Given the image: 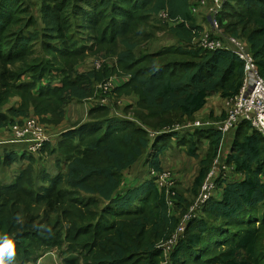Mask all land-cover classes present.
Instances as JSON below:
<instances>
[{"label":"trees","instance_id":"trees-1","mask_svg":"<svg viewBox=\"0 0 264 264\" xmlns=\"http://www.w3.org/2000/svg\"><path fill=\"white\" fill-rule=\"evenodd\" d=\"M193 3L0 0V130L32 114L60 124L71 102L103 98L96 85L117 72L128 78L116 92L136 100L119 112L108 100L89 104L85 121L36 152L27 144L16 153L5 140L0 168L26 161L11 183L0 181V247L11 242V264H37L53 251L49 264H264V137L246 121L225 158L241 178L220 174L219 196L202 205L168 253L160 246L197 197L222 141L215 127L163 130L195 120L212 95L228 101L243 78L234 52L193 42L204 30ZM219 25L246 44L264 79V0H228ZM156 29L170 43L156 45ZM81 32L89 43L78 40ZM89 55L114 57L118 71L80 69ZM225 110L205 118L220 121ZM183 143L198 158L197 172L187 189L167 192L157 180L162 156ZM138 164L147 172L127 180ZM0 260L8 261L7 252Z\"/></svg>","mask_w":264,"mask_h":264},{"label":"built area","instance_id":"built-area-1","mask_svg":"<svg viewBox=\"0 0 264 264\" xmlns=\"http://www.w3.org/2000/svg\"><path fill=\"white\" fill-rule=\"evenodd\" d=\"M227 2L228 0H196L191 7L194 13H198L202 8L205 9L211 26L208 34L203 32L199 37L193 39V42L206 50H230L243 63V78L240 88L227 101L224 118L215 122L212 127L217 128L223 135L226 130L236 127L241 121H246L264 137V79L259 74L254 58L246 44L240 39L225 33L219 25V17ZM97 89L102 94L103 102L107 103L108 98L105 96L109 94L111 84L103 81L97 86ZM205 124L209 123H202L199 119H195L182 125H175L166 129L165 132L182 128H201L200 126ZM9 129L15 141L28 143L27 150L30 152H36L44 142L50 140L43 126L33 116L23 119L21 123L15 122ZM219 154L220 150L200 186L197 197L186 213L182 215L178 226L170 238L160 244L164 253H168L173 248L179 237L184 233L187 222L196 216L202 205L213 195L216 189L215 179L219 176V173L227 170L226 165L218 167ZM153 174L154 171L151 170V175ZM165 176V173H161L157 180L161 181ZM168 204L169 207L172 206V201L169 199Z\"/></svg>","mask_w":264,"mask_h":264},{"label":"rangeland","instance_id":"rangeland-1","mask_svg":"<svg viewBox=\"0 0 264 264\" xmlns=\"http://www.w3.org/2000/svg\"><path fill=\"white\" fill-rule=\"evenodd\" d=\"M193 1L195 2L196 0H193ZM198 13H199L197 15L198 16V22L200 21L201 23H204L205 25H207L203 28L204 29L203 32H204V34H208L209 31L211 30V26H210L209 18L207 17L208 22L205 21V19H204V16L207 15V13H206L205 9H203V8L200 9L198 11ZM156 32H157V35L155 37V40H156L155 44L156 45H159L160 43H162V44L170 43L171 40L167 39V36H164L165 34H163L162 31H159V30L157 31V29H156V30H154V35L156 34ZM78 40L80 42H86V43L90 42V39H89L87 33H83V32H81L78 35ZM81 62H80L81 63L80 69L90 68V69H94V70H97L98 72H100V71L104 70V68H107L109 71H110V69H112L113 71H118L117 65L111 66L112 64L115 63L114 57H106L103 59H97L95 56L89 55L84 60H82ZM106 64H108L110 66V68H108ZM78 70H79V68H78ZM127 78H128V76H126L123 72H121V73L117 72V73L112 74L108 78L107 77L104 78L101 81V82L107 81L111 84V90L109 91V94L106 95L105 97L108 98V101L110 103V107H112L113 110H117L118 112H119L121 107L129 106V105L132 106V103H134L136 101L134 99L127 97V95L116 92V90L122 86V84L124 83V80H126ZM101 82H99L96 85V87ZM96 93H99V92L97 91ZM101 96H102V94H100V97ZM213 100L220 101L218 103V105L221 107L222 101L217 95L210 96L208 99V102H211ZM14 101H15L14 99H9V98L6 99V102H9V105L11 103H13ZM95 102L103 103V98L100 99L99 96H97L95 93L93 94L92 98H90L87 101H83V102L73 101V102H71V104L67 107L66 117L64 118V120H62V122H64L63 125H65L66 127H68V126L71 127L77 121H85L84 120L85 119L84 114L86 112V108H89L90 105L92 103H95ZM92 105H94V104H92ZM224 105H226V102H224ZM225 108L224 109L221 108L220 111L222 112V110H225ZM5 109L0 108V110H5ZM129 111L130 110L126 111L125 108H123V110H122L123 114H125L127 116H132L133 114ZM204 111H207L206 107L204 109L200 110V112H197L198 115H197V113H196V115L199 116ZM221 112L219 114H221ZM69 115H71L73 120L75 117H77L78 120L77 121H70V119H68ZM31 116L36 117L38 119L39 123L43 126L45 133L47 135L48 134L49 135L52 134L54 136L56 135V131L58 129L57 126L59 123L56 124V123H51L49 121H44V120L40 119V117H38L34 114H32ZM27 117H29V116H27ZM27 117H25V118H27ZM25 118H22V120ZM128 118H130V117H128ZM198 119L202 123H206V122L209 123V124H205L203 126H200L201 127L200 129L204 130V132L208 130L207 128L214 126V123L217 122V121L209 120L207 118H204V119L198 118ZM22 120L19 123H21ZM192 128H194V127L185 128V129H192ZM166 129H169V127H166ZM166 129H164L163 131H165ZM205 129H207V130H205ZM235 129H236L235 127L230 128V129L226 130L224 132V134L222 135V143H221L220 154H219L220 160H223V157L227 156V154L230 151L232 140H233L234 133H235ZM182 130H184V129H179V131H182ZM179 136H182V138H184V136L189 137L188 133H183L181 135V132L179 133ZM0 137H2V138H0V155H2L4 153L3 146L5 145L4 144L5 140H9V143H11V144H18L19 145V143H17V141H15V139H13V136L10 135L9 127H6L5 129L0 130ZM205 142L206 141L204 140L201 143V146H200L201 149L198 151L199 155L203 156L205 153V151L202 152V149L205 150V146L207 144V142H206V144H205ZM1 143H3V144H1ZM173 144H175V143L173 142ZM8 148H11V147L9 146ZM183 148H186L185 143H183V145H180V148L173 147L172 150H170V149L167 150L164 153V155L162 156V159H163L162 164H163V168H164L162 173H165L166 176L163 178V180L159 181L158 183H161L160 186L165 185L166 187H168L166 189L167 191H169L170 188H173V189L177 188L179 190L181 188L187 189L191 184L193 176L197 172L198 158L192 157V156L189 157L185 153V150ZM215 158H213V160L211 162V167L213 165V161ZM219 159H218V166H219ZM25 163H26V161H23V162H21L20 165L18 163H16V164H11L10 167L0 168V181L3 183H6V184L11 183L13 181V179L16 177L19 170L23 167V165H25ZM146 172H147V169L146 168L143 169V166L141 164H138L133 169L129 170V172L127 173L126 179L128 180L129 178L132 179L135 176H141L143 173H146ZM54 173L55 172L53 171L52 175ZM173 178H175L174 184L176 187H171L172 186L171 185V182H172L171 179H173ZM176 180L178 181L177 184H176ZM125 187H126V185H125ZM218 193H219V189H215V191L213 192V197L216 198L218 196ZM54 259H55V253L53 251L52 254H48L44 259H42L41 263L49 264L50 261H52Z\"/></svg>","mask_w":264,"mask_h":264},{"label":"crops","instance_id":"crops-1","mask_svg":"<svg viewBox=\"0 0 264 264\" xmlns=\"http://www.w3.org/2000/svg\"><path fill=\"white\" fill-rule=\"evenodd\" d=\"M207 16V15H206ZM208 17V16H207ZM200 22V21H199ZM200 24L203 26V28L205 27V26H207V25H205L204 23H201L200 22ZM219 97V96H218ZM213 99V98H212ZM221 103H222V105H221V107L218 105V103L220 102V101H215V100H213V101H211V102H209V104H207L206 105V108H207V111H204L202 114H200L199 116H197L198 115V113H197V115L196 114H194V118L195 119H198V118H202V119H204L205 118V116H206V114L207 113H209V112H211V111H213V113L214 114H219L221 111H220V109L221 108H225L226 107V105H224V102H226V104H227V100L225 101V100H222L221 99ZM220 107V108H219ZM226 109V108H225ZM86 111H87V108H86ZM200 112V111H199ZM222 112H223V110H222ZM86 113V112H85ZM66 114H67V109H66ZM85 115V114H84ZM65 117H66V115H65ZM64 117V118H65ZM68 119H70V121H77L78 119H77V117H75L74 118V120L72 119V117H71V115H69V117H68ZM63 123L64 122H62V123H60V124H58V126H57V131H56V135L54 136V135H49L48 134V137L50 138V140L52 141L53 139H55L57 136H58V134H60L63 130H65L67 127L65 126V125H63ZM54 127V126H53ZM69 127V126H68ZM0 138H2V137H0ZM17 143H19V145L18 144H10V145H8L7 146V148L10 146L11 148H8V149H13V150H15L16 151V153H20V152H22V148H26L27 147V142H17ZM222 143V142H221ZM220 148H221V145H220ZM2 149V148H1ZM220 150V149H219ZM225 158H226V156H224L223 157V160H220L219 159V166L218 167H220V166H222V165H226V167H227V170L225 171V172H222L223 173V175H225L224 176V178H226V177H230V178H232V179H235V178H238V179H240L241 178V176H240V174H236V173H232L233 171V167H231V166H229V165H227L226 164V161H225ZM52 162H53V159H48V160H46V163H45V166L48 168V170L50 171V172H52ZM222 173H219V175L220 174H222ZM232 173V174H231ZM218 196H219V193H218ZM217 196V197H218ZM47 255H45V256H43L42 258H40L39 259V261H38V263L37 264H45V263H41V260L42 259H44L45 257H46Z\"/></svg>","mask_w":264,"mask_h":264},{"label":"clouds","instance_id":"clouds-1","mask_svg":"<svg viewBox=\"0 0 264 264\" xmlns=\"http://www.w3.org/2000/svg\"><path fill=\"white\" fill-rule=\"evenodd\" d=\"M7 252L8 254V261L5 262L4 260H0V264H11L12 256H13V248L10 241H7L5 238V243L2 247H0V253Z\"/></svg>","mask_w":264,"mask_h":264}]
</instances>
